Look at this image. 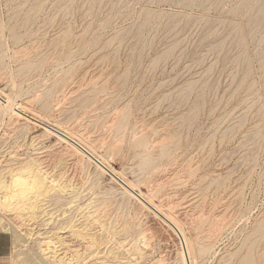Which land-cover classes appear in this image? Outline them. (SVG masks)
Listing matches in <instances>:
<instances>
[{
  "label": "rangeland",
  "instance_id": "374dc122",
  "mask_svg": "<svg viewBox=\"0 0 264 264\" xmlns=\"http://www.w3.org/2000/svg\"><path fill=\"white\" fill-rule=\"evenodd\" d=\"M263 3L264 0H102L101 2L100 0H0V34H2L0 35V54H4L2 57L4 62L1 59L3 68L0 69V78L7 79L3 81L0 79V90L2 89L8 94L12 90L11 85L15 84L13 92L11 91L14 93L12 99L15 100V103L33 100L30 103L31 108L34 109V112L37 111L36 113L49 119V123L61 122L60 124H63L62 122L66 121L68 117L67 121L71 122L73 131L77 132L81 127L79 131L83 130L90 139L99 138L98 141L100 140L99 142L102 143V148L98 149V154L106 156L109 162L111 161L110 165L118 172H123L122 175H125L127 180H132L135 184L138 181L140 184L137 186L142 193H150L151 190L157 191V189L159 191L160 184L163 182L162 188H164H161L158 194L156 191L152 193L153 201L163 202L164 197L172 194L165 201H172L171 197L174 199L173 203L170 202L175 208L172 212L179 216L186 239L192 241L194 247L195 242L198 246L212 247L210 252H207L209 254H204L205 257L202 254L201 258L196 253L195 260L197 261L195 262L197 264H264V241H259V231L255 230L259 221L264 218V13L259 19H254ZM89 6L93 7L92 10ZM32 8L34 9L32 10ZM146 17L148 20L144 21L143 19ZM65 23L67 24L64 25ZM65 31L69 32L65 33ZM115 34L118 36L114 37ZM133 35L136 37L134 38ZM111 44L112 46H110ZM117 49L119 50L117 51ZM166 50L167 52H165ZM7 57L10 60H7ZM101 57L103 58L99 60ZM16 60L18 61L16 62ZM33 64L36 66L34 67ZM7 73H10V76ZM23 76L26 79L28 77L27 80L24 77V82L21 79ZM16 77H20V80ZM10 80L15 81L12 84ZM93 80L97 82L94 83ZM18 84L22 87H19ZM93 84L95 86L97 84V88ZM76 86L82 88L81 91ZM94 90L97 91L94 92ZM37 92L42 94L39 95L40 93ZM92 92L93 94H90ZM199 92L203 96H200ZM57 93L61 98L57 97ZM107 95L110 96H108L110 99L106 97ZM34 96H41L39 103L36 101L38 98ZM94 96H96L95 99ZM26 97L31 99L27 100ZM72 97L76 99L73 100ZM86 97L87 100H85ZM59 98L62 99L61 103ZM51 101L52 103H50ZM84 101L85 103H83ZM46 104L51 114L48 110L42 109ZM124 105L125 108H123ZM127 105H129L128 108H126ZM89 106H91L90 109L87 108ZM118 106H120V111ZM74 107H78V109ZM70 109H75V112L73 113ZM67 110L70 111L68 114ZM111 110L119 111V114L125 111L123 113L125 115L122 114L125 118H121L122 115H119L120 117L117 116L119 119H116L117 114L113 111L110 117ZM78 114H81V119ZM107 115H109V119ZM64 117L66 118L63 119ZM97 118L99 121L101 119L99 124ZM103 118H106L107 121L104 122ZM127 118L128 120H126ZM95 121L97 126L94 124ZM105 123L109 126L111 123L110 127L112 128L106 126ZM5 126L6 119L0 117V146L1 149H5L0 150V155L4 154L0 159L2 165L15 153L20 157L31 156L36 149L42 147L44 149L42 148L40 151L47 152L44 154L45 159L48 160L49 157V160H52L51 157L59 149V146L55 144L54 137H42L40 143H44H39L40 145L35 143L36 145L32 148L30 145L32 137L42 133L39 128L30 130L26 135L27 138H24V134L21 133L20 136L15 133H10L11 137L9 134L3 135L6 130ZM122 126H126L125 129ZM117 128L121 131H118ZM139 128L140 132L142 129V135L137 132ZM114 129H117L121 134L122 130L125 132L122 134L124 138H120L119 133L118 138L122 139H119L118 142L120 146L114 141L118 140L116 138L118 133L116 135L117 131ZM139 134L142 139L134 140L132 138V135L138 138ZM8 138L9 140H7ZM131 139L133 141H130ZM2 140H7L4 145ZM23 140L25 144L22 142ZM140 140L146 144L150 143L149 146L153 142V150L148 149L151 148L148 144L143 148V145L139 144ZM166 140L167 142H165ZM160 141L165 142L162 144H165L166 147ZM156 142L162 145L161 148L158 143L155 145ZM114 143L116 147H112ZM54 145L58 147L56 148ZM163 147L165 149H162ZM146 149L148 150L146 151ZM146 152H149L155 161L148 167L139 166L141 161L138 160H142L144 155L141 156V154ZM165 152L166 155L163 156L162 154ZM68 165L69 173L71 174L74 170L75 177L79 178L80 175L74 168H71L73 165ZM187 165H191V167ZM159 167L161 168L159 169ZM156 168L159 170L154 173ZM141 169L145 171L143 174L142 171H139ZM150 171L151 173L153 171V174L149 173ZM163 176L165 180L168 179L165 181L161 178ZM108 181L112 180L110 181V177L104 174L101 180L102 186L116 185L114 181L111 183ZM156 182L157 184H155ZM80 184L82 185L81 182ZM117 185L116 188H120ZM83 186L86 185H82V189L85 191L81 189L83 196L81 201L89 198V195L95 197L94 195L97 196L96 193L100 192L98 189H94V193L86 192V187ZM170 186L172 187L170 188ZM103 196L107 197L102 193L101 197L103 198ZM181 198L184 199L182 201L184 205L180 204ZM109 200L112 201V199ZM109 200L106 201L109 206L105 215L109 216L108 218L112 217V221L114 217L120 216L116 217L113 222L111 219H107L110 224L112 223V226L115 227L117 224L116 229L121 227L120 229L125 231L122 237L127 236L126 243L136 238L141 230H144L148 237L150 232L144 229L147 227L144 224L148 222L154 225L153 223L159 222V220L156 221L158 218L149 211L145 212L144 217L142 216L141 224H138L137 221L134 222L136 219L133 216V210L139 205L135 200H132V207H134L131 209L132 211L122 209L120 204H117L120 201L115 203L117 199L112 201V204H109L111 202ZM175 202L180 205L176 206ZM111 209L114 211L113 213L110 211ZM127 212H130L129 216ZM70 213L66 212V214ZM109 213L112 215L111 217ZM115 213L117 214L115 215ZM74 214L77 215V213ZM145 217H150L149 220H151L149 221ZM214 217L217 222H213ZM211 218H214L213 221ZM124 219L125 224L123 225ZM116 220L118 221L115 222ZM184 225L187 229L184 228ZM4 226L6 228V225ZM118 226L119 228H117ZM139 227L141 228L139 229ZM154 230L156 231V229ZM5 232L10 233L13 237V249L8 264H29L34 254L32 244L27 243V247L15 249L16 236L9 230H5ZM164 233L161 231L160 234L158 232L159 236L156 234L157 237H148L151 242L148 243L147 240V246H149L147 249H151L152 254L153 251L156 252L153 254L154 256L150 254L151 263L169 264L164 258V249L169 245H172L169 249L173 253L175 250H180L179 239L170 230H167L168 234L165 231ZM158 240L163 241L161 243L166 245L163 248L164 252L162 251L163 245L160 242L158 245ZM70 244L76 245L74 247L78 249L82 248V244L78 240L70 239ZM107 245L105 251L111 248V244ZM151 245L154 246L153 249ZM203 258L206 262L202 261ZM121 261V264L129 263L128 260Z\"/></svg>",
  "mask_w": 264,
  "mask_h": 264
},
{
  "label": "bare ground",
  "instance_id": "6f19581e",
  "mask_svg": "<svg viewBox=\"0 0 264 264\" xmlns=\"http://www.w3.org/2000/svg\"><path fill=\"white\" fill-rule=\"evenodd\" d=\"M28 1V0H27ZM91 1V0H90ZM102 0H100L101 2ZM70 3V2H69ZM222 3V2H221ZM24 4V3H23ZM100 5V4H99ZM98 5V6H99ZM42 6V5H41ZM85 6V5H84ZM94 6V4H93ZM210 6V5H209ZM35 7V6H34ZM36 8V7H35ZM66 8V7H65ZM89 8H92L91 6H89ZM34 8H32L33 10ZM90 11V9H89ZM146 11V10H145ZM39 12V11H38ZM86 12V11H85ZM84 12V14H86ZM141 12V11H140ZM131 13V12H130ZM151 13V12H150ZM149 13V15H150ZM264 13V3H263V6L261 7V9L258 11V13L255 14L254 16V19L257 20L259 19V17ZM27 15V14H26ZM129 15V14H128ZM159 15V14H158ZM177 15V14H176ZM28 16V15H27ZM147 16H148V13H147ZM57 17V15H56ZM55 17V19H56ZM85 17V16H84ZM147 18V17H146ZM143 19L144 21L148 20L147 19ZM174 18V17H173ZM28 19V18H27ZM25 22V20H24ZM68 22V21H66ZM103 22V21H102ZM51 23V22H50ZM49 23V24H50ZM90 23V22H89ZM144 23V22H143ZM142 23V24H143ZM146 23V22H145ZM8 24V23H7ZM48 24V25H49ZM59 24V23H58ZM67 23H65L64 25H66ZM141 24V25H142ZM28 25V23H27ZM47 25V26H48ZM140 25V24H139ZM63 26V25H62ZM57 27V26H56ZM140 27V26H139ZM138 27V28H139ZM143 27H144V24H143ZM61 28V27H60ZM141 28V27H140ZM65 29V28H64ZM176 29V28H175ZM70 30V29H68ZM142 30V29H141ZM48 31V30H47ZM84 31V30H83ZM143 31V30H142ZM3 32V31H2ZM62 32V31H61ZM69 31H65V33H67ZM138 31L136 30V33ZM64 33V35H65ZM119 33V32H118ZM117 33V34H118ZM143 33V32H142ZM46 34V33H45ZM45 34L43 35V37L45 36ZM117 34L114 35V37L118 36ZM138 34V33H137ZM237 34V33H236ZM250 34V33H249ZM2 35V34H0ZM47 35V34H46ZM63 35V37H64ZM127 35V33H126ZM136 35V34H135ZM59 36V35H58ZM134 36V35H133ZM140 36V35H139ZM125 37V35H124ZM136 36H134L135 38ZM58 38V37H57ZM123 38V36H122ZM117 39V38H116ZM109 41V40H108ZM113 41V40H112ZM121 41V40H120ZM64 42V41H63ZM51 43V42H50ZM62 43V42H61ZM136 43V42H135ZM120 44V43H119ZM118 44V45H119ZM128 44V43H127ZM134 44V43H133ZM178 44V43H176ZM175 44V45H176ZM105 45H106V42H105ZM175 45H173L175 47ZM17 46V45H16ZM112 46V44L110 45ZM9 47V46H8ZM7 47V48H8ZM58 47V46H57ZM56 47V48H57ZM116 47V46H115ZM172 47V48H174ZM25 48V47H24ZM39 48V47H38ZM103 48V47H102ZM131 48V47H130ZM129 48V49H130ZM23 50V48H20ZM19 49V50H20ZM28 49V48H26ZM36 49V48H35ZM170 49V48H168ZM9 51V49H7ZM6 50V51H7ZM21 50V51H22ZM119 49H117L118 51ZM172 50V49H171ZM5 51V53H6ZM26 51V50H25ZM29 51V49H28ZM27 51V52H28ZM115 51V50H114ZM20 52V51H19ZM51 52V51H50ZM129 52V51H128ZM167 52V50L165 51ZM246 52V51H245ZM25 53V52H24ZM37 53V51H36ZM112 53V52H111ZM115 53V52H114ZM8 54V53H7ZM15 54V53H14ZM17 54V53H16ZM31 54V53H30ZM94 54V53H93ZM110 54V53H109ZM119 54V53H118ZM127 54V53H126ZM245 54V53H244ZM3 53L0 54V69L3 68V64L1 62V59L3 60L4 58L3 57ZM18 55V54H17ZM16 55V57H17ZM40 55V54H39ZM115 55V54H114ZM113 55V56H114ZM36 56V55H35ZM105 56V55H104ZM103 56V57H104ZM47 57V56H45ZM103 57H101L99 60H101ZM107 57V56H106ZM14 58V57H13ZM33 58V57H32ZM46 59V58H45ZM81 59V58H80ZM7 60H10L9 57H7ZM21 60V59H20ZM40 60V59H39ZM97 60V61H99ZM108 60V59H107ZM118 60V59H117ZM18 60H16L17 62ZM29 61V60H27ZM4 62V60H3ZM9 62V61H8ZM48 62V61H47ZM29 63V62H28ZM34 63V62H33ZM38 63V62H36ZM44 63V61H43ZM42 63V65H43ZM49 64V63H48ZM24 65V64H23ZM41 65V66H42ZM64 65V64H63ZM21 66V65H20ZM20 66H18L20 68ZM25 66V65H24ZM27 66V65H26ZM31 67L33 66L30 65ZM29 66V69H31V67ZM36 66V65H35ZM34 66V67H35ZM58 66V65H57ZM13 67V66H12ZM17 67V69H19ZM40 67V66H39ZM62 67V66H61ZM116 67V65H115ZM55 68V67H54ZM60 68V67H59ZM238 68V67H237ZM11 69V68H10ZM21 69V68H20ZM42 69V68H41ZM40 69V70H41ZM56 69V68H55ZM5 70V68H4ZM9 70V69H8ZM12 70V69H11ZM14 70V69H13ZM16 70V69H15ZM25 71V70H23ZM36 71V70H34ZM42 71V70H41ZM1 72V71H0ZM10 72V71H9ZM16 72V71H15ZM14 72V74H15ZM19 72V70H18ZM17 73V75H19V73ZM21 72V70H20ZM70 72V71H69ZM25 74V72H23ZM28 73V72H27ZM9 74L10 76V73H7ZM13 74V73H12ZM22 74V73H21ZM30 74V73H29ZM70 74V73H69ZM15 75V76H17ZM23 75V74H22ZM60 75V74H59ZM4 76V75H2ZM27 76V75H26ZM122 76V74H121ZM1 77V75H0ZM5 77V76H4ZM7 77V76H6ZM22 77V76H21ZM24 77L21 78L23 79V82H24ZM86 77V76H85ZM96 77V76H95ZM3 78V77H2ZM0 78V79H2ZM10 78V77H9ZM12 78V77H11ZM10 78V79H11ZM15 78V77H14ZM18 78V77H16ZM20 78V77H19ZM18 78V79H19ZM6 79V78H5ZM5 79H2L5 80ZM26 79V77H25ZM28 79V77H27ZM26 79V80H27ZM30 79V78H29ZM32 79V78H31ZM86 79V78H85ZM93 79V78H92ZM7 80V79H6ZM16 80V79H15ZM14 80V81H15ZM20 80V79H19ZM18 80V82H19ZM84 80V78H83ZM96 80V79H95ZM11 81V80H10ZM9 81V83H10ZM14 81L12 82V84L14 83ZM17 81V80H16ZM22 81V80H21ZM79 81V80H77ZM86 81V80H85ZM68 82V81H67ZM82 82V81H81ZM89 82V81H88ZM87 82V83H88ZM94 82V80H93ZM97 82V81H96ZM94 82V83H96ZM208 82V81H207ZM206 82V83H207ZM1 83V81H0ZM6 83V82H5ZM21 83V82H19ZM27 83V82H25ZM24 83V84H25ZM58 83V82H57ZM83 83L85 84V82L83 81ZM91 83H92V80H91ZM17 84V83H16ZM22 84V83H21ZM89 84V83H88ZM4 85V83H3ZM7 85V84H6ZM11 85V83H10ZM19 87L21 86L20 84H18ZM76 85V84H75ZM75 85H73L75 87ZM81 85V84H80ZM86 85V84H85ZM94 85V84H93ZM2 86V85H1ZM13 86H15V84L11 85V89L13 90ZM17 86V85H16ZM72 86V88H73ZM95 86V85H94ZM93 86V88H94ZM97 86V84H96ZM95 86V88H97ZM4 87V86H3ZM2 87V88H3ZM6 87V86H5ZM18 87V86H17ZM18 87V88H19ZM22 87V86H21ZM35 87V85H34ZM70 87V86H69ZM77 88H79L78 86H76ZM81 87V86H80ZM83 87V86H82ZM86 88V86H84ZM103 87V86H102ZM8 88V87H7ZM65 88V87H64ZM70 88V89H72ZM91 88V89H93ZM104 88V87H103ZM102 88V89H103ZM4 89V88H3ZM17 89V88H15ZM20 89V88H19ZM18 89V90H19ZM52 89V88H51ZM50 89V91H51ZM69 89V88H68ZM82 89V88H79V90ZM205 89V87H204ZM203 89V90H204ZM7 90H10V89H7ZM11 90V91H12ZM67 90V89H66ZM74 90V89H73ZM78 90V89H76ZM75 90V93L77 92ZM84 90V89H83ZM100 90V89H98ZM112 90V89H111ZM202 90V91H203ZM8 92V94H6L4 92V90H0V117L2 118H5L6 119V130L4 132L3 135H6V134H24V138L26 137L27 138V134L30 132V130L32 131V129L34 128H39L42 130V133L41 135L39 134L38 136H35L32 137L31 139V142H30V145H32V148L33 146H35L37 143L39 144L42 137H54L55 139V144H57L59 146V149L57 152H55L54 156L51 157L52 160H49V157H48V160L45 159V156L44 154V151L42 150V152L40 151L42 148L44 149V147H42L41 149H36V151H34V149H32L34 151V154L33 155H27L26 157H20V156H16V153L14 156L10 157L8 160L5 161V164L2 165V161L0 160V230H9L11 231L15 236H16V246H15V249L17 247H27V243L29 244H32V248L34 249V254H33V257L31 258V261L29 264H121V260H128L130 264H145L147 262V264H159L158 262H152L150 261V254L153 255L154 252L153 251V254L151 253L152 251H150L149 249H147V242L149 241L148 237L151 236H156V234H160V232L162 231L163 234L164 231L167 233V230L171 231L174 236H176L179 240L178 242V245L180 244V250L179 251H176L173 253L170 251L169 247H171L169 244V247L164 244H162L161 242L163 241H157L158 243L160 242L161 245H163L162 247V251H163V248L166 247V249H164L165 251V259L168 261L169 264H197L195 261V255L196 253L199 254L200 256L207 252H210V249L212 247L210 246H206V245H197L196 242H195V247H194V243L192 241H189L188 239H186L185 235H184V231H183V226L181 225V220L179 219V216L176 215V213H173V208L171 203L174 199L171 197L170 199L172 201L168 202V201H165L167 200L166 198L170 197V196H167V197H164V201L163 202H160V203H156L153 201V194L155 191H150V193H142L138 188L137 184L139 185L140 183H138V181L135 183H133L132 180L129 181V179L127 180L123 175L122 173H120V171L118 172L112 165H110L111 161L109 162L108 158L102 154H98V149L102 148V143H100L98 141L99 138H93L90 139L87 135V133H84V131L80 132L79 130L81 129V127L79 128V132H75L72 130V125L69 123V121H64L62 122L63 124H60V123H49V119L43 117V115H40L39 113H36L34 112V109L31 108V105L30 103H32L33 100H30L29 101H24L22 103H15L12 99V94L14 93H11ZM15 91V90H14ZM44 91V90H43ZM42 91V92H43ZM63 91V90H62ZM81 91V90H80ZM92 91V90H91ZM97 90H94V92H96ZM102 91V90H101ZM13 92V91H12ZM67 92H69L67 90ZM74 92V91H73ZM90 92V91H88ZM109 92V91H108ZM38 93V92H37ZM40 93V92H39ZM38 93V94H39ZM50 93V92H48ZM62 93V92H61ZM64 93H65V90H64ZM72 93V92H71ZM73 93V94H75ZM80 93V92H78ZM83 93V92H82ZM102 93V92H101ZM200 93V96H203ZM203 93V92H202ZM16 94V93H15ZM42 93H40L39 95H41ZM60 94V92H59ZM84 94V93H83ZM86 94V93H85ZM90 94H93L90 93ZM100 94V92H99ZM62 95V94H61ZM65 95V94H64ZM71 95V94H70ZM106 95V94H105ZM110 95V94H109ZM109 95H107L106 97H108ZM16 96V95H15ZM74 96V95H73ZM77 96V95H76ZM75 96V97H76ZM97 96V95H96ZM94 96V99L95 97ZM199 96V97H200ZM36 98H38V100L36 99L37 103H39V97L41 96H34ZM57 97H60L61 96H58V93H57ZM105 97V98H106ZM110 97V96H109ZM108 97V99H110ZM16 100H17V97H15ZM19 98V97H18ZM27 98V97H26ZM52 98V97H51ZM59 98V99H60ZM73 98V97H72ZM78 98V97H76ZM75 98V99H76ZM31 98H27V100H29ZM33 99V98H32ZM35 99V98H34ZM57 99V98H56ZM68 99V97H67ZM73 98V100H75ZM102 99V97H101ZM115 99V98H114ZM42 100V99H41ZM61 100L60 99V103H61ZM85 100H87V97L85 98ZM107 100V99H105ZM36 101H34V103L36 104ZM50 101V100H49ZM70 101V100H68ZM67 101V102H68ZM90 101V100H89ZM88 101V102H89ZM101 101V100H100ZM99 101V102H100ZM104 101V100H103ZM47 102V100H46ZM54 102V101H53ZM71 102V101H70ZM95 102V100H94ZM106 102V101H105ZM112 102V101H111ZM48 103V102H47ZM52 103V101L50 102ZM74 103V101H73ZM85 103V101L83 102ZM80 104L81 106L83 105ZM34 104V105H35ZM59 104V103H58ZM77 104V103H76ZM91 104V103H90ZM126 104V103H125ZM129 104V103H128ZM197 104V103H195ZM33 105V104H32ZM51 105V104H50ZM95 105V104H94ZM94 105H91V106H94ZM101 105V103H100ZM104 105V104H103ZM102 105V107H103ZM107 105V104H106ZM58 105L56 104V107ZM79 106V107H81ZM87 107L90 109V107ZM99 106V105H98ZM121 106V105H120ZM120 106L119 107V111H120ZM123 106V105H122ZM195 106V105H194ZM198 106V105H196ZM33 107V106H32ZM42 107V106H41ZM48 107H49V104H48ZM129 105L126 106V108H128ZM58 108V107H57ZM76 108V107H74ZM86 108V107H85ZM84 108V109H85ZM96 108V106H95ZM104 108V107H103ZM125 108V105L124 107ZM43 110H48L49 108H47V104L46 106L43 105L42 107ZM41 109V110H42ZM56 109V108H55ZM78 109V107L76 108ZM88 109V110H89ZM106 109V108H105ZM114 109V108H113ZM116 109V110H117ZM40 110V111H41ZM50 110V109H49ZM48 110V112L50 113V111ZM69 110V109H68ZM67 110V114L68 112L70 111H73V113L75 112V109H70V111ZM98 111V107L96 109ZM100 110V109H99ZM127 110V109H126ZM81 111V110H79ZM84 111V110H83ZM82 111V112H83ZM101 111V110H100ZM113 112H116L115 110H111L110 112V117H111V113ZM119 111L113 114H115L116 116V119L118 117H120L119 115H122L124 112H120L121 114H119ZM122 111V109H121ZM42 112V111H41ZM40 112V113H41ZM59 112V111H58ZM65 112V111H64ZM81 112V113H82ZM86 112V111H84ZM83 112V113H84ZM92 112V111H91ZM90 112V113H91ZM94 112V111H93ZM96 112V111H95ZM94 112V113H95ZM108 112V111H107ZM60 113V112H59ZM62 113V112H61ZM71 113V114H73ZM42 114V113H41ZM45 114V113H43ZM47 114V113H46ZM51 114V113H50ZM49 115V114H47ZM46 115V116H47ZM74 115V114H73ZM72 115V117H73ZM79 115V114H78ZM125 115V114H123ZM121 116L125 118V116ZM45 116V115H44ZM66 116V115H65ZM98 115H96L97 117ZM106 116V115H105ZM109 115H107L108 117ZM114 116V115H113ZM118 116V117H117ZM126 116H129L128 114H126ZM48 117V116H47ZM51 117V116H49ZM60 117V116H59ZM80 119H81V114L79 115ZM99 117V116H98ZM102 117V115H101ZM66 117H64L63 119H65ZM77 118V117H75ZM129 118V117H128ZM128 118L126 120H128ZM51 119V118H50ZM58 119V118H57ZM62 119V120H63ZM70 119V117H69ZM98 120V124L99 122V118H97ZM104 119V118H103ZM106 119V118H105ZM104 119V122L107 121ZM109 119V117H108ZM113 119V118H112ZM119 119V118H118ZM4 120V119H3ZM59 120V119H58ZM96 120V118H95ZM125 120V119H124ZM123 120V121H124ZM57 121V120H56ZM75 121V120H74ZM90 121V119H89ZM94 121V120H93ZM114 121V120H113ZM73 122V121H72ZM103 122V123H104ZM112 122V121H111ZM117 122V121H116ZM122 122V121H121ZM121 122H118L121 124ZM4 123V122H3ZM96 121L94 122V124L96 125ZM102 123V122H101ZM102 123V124H103ZM73 124V123H72ZM89 124V123H88ZM113 124V123H112ZM124 124V123H123ZM141 124V122H140ZM180 124V123H179ZM182 124V123H181ZM5 125V124H4ZM91 125V123H90ZM106 125V123H105ZM114 125H115V121H114ZM127 125V124H126ZM138 125V124H137ZM136 125V126H137ZM97 126V125H96ZM106 126H109L108 124ZM105 126V127H106ZM110 126H111V123H110ZM109 126V127H110ZM113 126V125H112ZM117 126V125H116ZM115 126V128H116ZM121 126V125H120ZM120 126H118V128H120ZM135 126V124H134ZM181 126V125H180ZM4 127V128H5ZM92 127V126H91ZM94 127V126H93ZM100 127V126H99ZM104 127V128H105ZM123 127V126H122ZM121 127V128H122ZM126 127V126H125ZM125 127H123L125 129ZM142 127V126H141ZM102 128V127H101ZM107 128V127H106ZM112 128V127H110ZM117 128V129H118ZM122 128V129H123ZM128 128V126H127ZM145 128V127H144ZM143 128V129H144ZM86 129V128H85ZM117 129L115 131H117ZM133 129V127H132ZM147 129V128H146ZM148 129H150L148 127ZM35 130V129H34ZM99 130V129H98ZM112 130V129H111ZM139 131H137L138 133L140 132V128L138 129ZM145 130V129H144ZM3 131V130H2ZM86 131V130H85ZM113 131V132H115ZM118 131H121L118 129ZM115 132V134L117 135L118 133V136L116 138L119 137V133H120V138H124V136L122 135L124 130H122V134L121 132ZM126 131V130H125ZM134 131V130H133ZM37 132V131H36ZM104 132V131H103ZM110 132V131H109ZM153 132V131H152ZM3 133V132H2ZM101 133V132H100ZM105 133V132H104ZM125 133V132H124ZM142 133V129H141V132L140 134ZM144 133V132H143ZM36 134V133H35ZM89 134H93V133H89ZM134 134V132H133ZM140 134L138 135V138L134 137L132 135V138H134V140L136 139H142L140 138ZM178 134V133H177ZM90 135V137H91ZM102 135V134H101ZM122 135V136H121ZM129 135H130V132H129ZM142 135V134H141ZM1 136V135H0ZM20 136V135H19ZM106 136V135H105ZM114 136V135H113ZM137 136V135H135ZM4 137V136H3ZM8 137V135H7ZM11 137V135H10ZM14 137V136H12ZM154 137V136H153ZM152 137V138H153ZM1 138V137H0ZM15 138V137H14ZM18 138V137H16ZM41 138V139H40ZM115 138V139H116ZM118 138V140H114L113 137L112 139L117 142L116 144H118V142L122 139ZM129 138V137H128ZM151 138V139H152ZM3 139V138H2ZM6 139V138H5ZM4 139V140H5ZM10 139H13V138H10ZM49 139V138H48ZM103 139V137H102ZM102 139H101V142H102ZM120 139V140H119ZM9 140V138L7 139ZM6 140V141H7ZM17 140V139H15ZM25 140V139H24ZM24 140L22 142H24ZM45 140V139H44ZM43 140V141H44ZM153 140V139H152ZM6 141H3L2 140V143L3 145L6 143ZM19 141V140H18ZM30 141V140H29ZM47 141V140H45ZM105 141V140H104ZM103 141V142H104ZM130 141H133L132 139ZM5 142V143H4ZM10 142V141H9ZM21 142V140H20ZM112 142V141H111ZM110 142V143H111ZM159 142V141H158ZM156 142L155 145L158 143ZM161 144L162 143H165L167 142V140L165 142L163 141H160ZM36 143V144H35ZM42 143V142H41ZM40 143V144H41ZM44 143V142H43ZM42 143V144H43ZM123 143V142H122ZM138 143V142H137ZM152 145H153V142H151ZM9 144V143H8ZM25 144V142H24ZM23 144V145H24ZM39 144V145H40ZM54 144V143H53ZM114 143V145H112V147H116V145ZM139 144H142L143 145V148L146 146L147 147V144L146 142H144L143 140H140L139 141ZM150 144V143H149ZM148 144V146H149ZM2 145V147H3ZM16 145V144H15ZM18 145V144H17ZM22 145V144H21ZM28 145V144H27ZM106 145V144H105ZM119 145V144H118ZM117 145V146H118ZM152 145L151 148H148L149 150L152 149ZM159 145V143H158ZM166 147L165 144H162ZM162 145H159V148H161L160 146ZM7 146V144H6ZM11 146V144H10ZM10 146H8L10 148ZM14 146V145H13ZM52 146V145H51ZM56 146V145H54ZM56 146V148L58 147ZM111 146V145H110ZM120 146V145H119ZM140 147V145H137ZM149 146V147H150ZM5 147V146H4ZM22 147V146H21ZM24 147V146H23ZM22 147V148H23ZM40 147V146H39ZM38 147V148H39ZM46 147V146H45ZM107 147V146H106ZM14 148V147H12ZM19 148V147H17ZM30 148V147H29ZM36 148V147H35ZM135 148V147H134ZM47 149V148H46ZM50 149V148H49ZM53 149V148H52ZM110 149V148H108ZM112 149V148H111ZM116 149V148H115ZM118 149V147H117ZM146 149V151L148 150ZM162 149H165L164 147ZM0 150H5V149H1V146H0ZM13 150V149H12ZM51 150V149H50ZM54 150H55V147H54ZM107 150V149H106ZM142 150V149H141ZM153 150V149H152ZM18 151V150H17ZM21 151V150H20ZM19 151V152H20ZM48 151V149H47ZM105 151V150H104ZM108 151V150H107ZM162 151V150H161ZM160 151V153H161ZM165 151V150H164ZM163 151V152H164ZM1 152V151H0ZM15 152V151H14ZM36 152V153H35ZM112 152H113V149H112ZM150 152V151H149ZM149 152H146V153H143L141 154L144 155L142 160H138L140 163H139V166H143V167H148L149 165H151L153 163V161H155L151 154ZM167 152V151H166ZM166 152L163 153L162 155L165 156L166 155ZM5 153V152H4ZM28 153V152H27ZM30 153V152H29ZM28 153V154H29ZM51 153V151H50ZM49 153V154H50ZM170 153V152H168ZM104 154V153H103ZM2 155V154H1ZM0 155V159L2 158ZM4 155V154H3ZM2 155V156H3ZM8 155V154H7ZM26 155V154H25ZM48 155V154H47ZM169 155V154H167ZM49 156V155H48ZM108 156V155H107ZM170 156V155H169ZM169 156H166V157H169ZM111 157V155H110ZM109 157V158H110ZM140 157V156H138ZM112 158V157H111ZM141 158V157H140ZM113 159V158H112ZM110 159V160H112ZM168 159V158H167ZM176 160V159H175ZM71 164L73 165V167L71 168H74L75 171L80 175L79 178H77L78 174L76 175L77 177H75L74 175V170L73 172H71V174L69 173V168L67 167L68 164ZM138 165V164H137ZM69 166V165H68ZM139 166H138V169H139ZM187 166H190L191 165H187ZM186 166V167H187ZM143 167H141L143 169ZM189 167V168H190ZM70 168V169H71ZM132 168V167H131ZM158 168V167H157ZM156 168V169H157ZM161 167H159L160 169ZM163 168V167H162ZM170 168V167H169ZM139 170V171H142ZM154 171V173L156 171H158L159 169H157ZM167 169V168H166ZM151 170V169H150ZM175 170V169H174ZM144 171V170H143ZM143 171L141 172L143 174ZM153 171L151 173V171L149 173L153 174ZM190 171V169H189ZM145 172V171H144ZM175 172V171H174ZM177 172V170H176ZM73 173V175H72ZM173 173V172H172ZM170 173V174H172ZM108 175L110 177V181H114V183H116L117 187H120V188H116V185L114 184H110V185H106V186H102L101 185V180L103 178V175ZM136 174V173H135ZM131 175H134V174H131ZM148 176H150L149 174H146ZM145 175V176H146ZM142 176V175H141ZM140 176V177H141ZM165 176V175H164ZM164 176L161 177L164 179ZM169 176V175H168ZM167 176V177H168ZM175 176V175H174ZM166 177V178H167ZM77 178V179H76ZM170 178V177H169ZM136 179V178H135ZM168 179V178H167ZM166 179V180H167ZM171 179V178H170ZM175 179V178H174ZM177 179V178H176ZM137 180H138V177H137ZM158 180V179H157ZM165 180V179H164ZM165 180V181H166ZM111 181V182H112ZM132 181V182H131ZM163 181V180H162ZM176 181V180H175ZM80 182L82 183V185H86V186H83V187H86V192H93L94 193V189H98L100 192L96 193L99 195V197H97L96 195H94L95 197H91L89 195V198H85L83 201L82 198V185L80 184ZM109 182V181H108ZM109 182V183H111ZM160 182V181H159ZM172 182L174 183V180L172 179ZM171 182V183H172ZM104 183V181H103ZM107 183V184H109ZM163 184V182H161ZM166 184V182H164ZM170 183V184H171ZM177 183V182H175ZM157 184V182L155 183ZM162 184L158 185L162 188ZM169 184V183H168ZM169 184V185H170ZM173 185V184H172ZM178 185H181V184H178ZM177 185V187H178ZM164 186V185H163ZM172 186H170L171 188ZM175 187V186H174ZM156 188L157 185H156ZM156 188H153V189H156ZM160 188V189H161ZM164 188V187H163ZM162 188V189H163ZM160 189L158 191L157 189V194L158 192H160ZM84 190V189H82ZM85 191V190H84ZM91 192V193H92ZM100 193H101V196H102V193L105 194L107 197H104L103 198L100 196ZM176 193V192H175ZM85 194V193H84ZM110 195V196H109ZM156 195V193H155ZM175 195V194H173ZM112 196V197H111ZM176 196V195H175ZM174 197V196H173ZM239 197V196H237ZM178 199V196L176 197ZM107 199H112V201H117L119 203H117L118 205L120 204V206L122 207V209H127L126 211L128 210H131L132 208V200L136 201V203H138L139 205H137L135 208H134V219L135 221L134 222H138V224L140 223V221L142 220V216L145 215V212L146 211H149L151 214L154 215V217L158 218L156 219L159 220V222H156V223H153L154 225L152 224H149L148 222L147 223H143L145 226L147 225L146 228L144 229H147L148 232H150V235L147 237V233L145 234L144 233V230L141 232H139V234L137 235L136 238H134L133 240L129 241V242H125L126 240H128L125 236V237H122V235L125 234V231L124 230H121L119 228V226L117 228L119 229H116L115 227L117 226V224L114 226H112V223L110 224L108 222V219H111L112 215H110L111 218H108L106 217L105 214H107L108 212V202ZM115 199V200H113ZM156 199V198H155ZM182 199V198H181ZM180 199V200H181ZM195 199V198H194ZM163 200V199H162ZM176 200V199H175ZM184 199L181 200V203L180 201H178L180 204H182V201ZM111 201V200H109ZM112 201L109 202V204L111 203L112 204ZM199 201V200H198ZM197 201V202H198ZM178 202H175L176 203V206L178 204ZM116 206H118L117 204H115ZM173 203V202H172ZM174 203V204H175ZM178 204V205H180ZM199 204V203H198ZM136 205V204H135ZM184 205V203L182 204ZM181 205V207H182ZM175 206V205H174ZM197 206V205H196ZM111 207H113L111 205ZM119 207V206H118ZM117 207V208H118ZM180 207V206H179ZM115 208V207H113ZM120 208V207H119ZM118 208V209H119ZM178 208V207H177ZM176 208V210H177ZM185 208V207H183ZM110 209V207H109ZM179 209V208H178ZM237 209V208H236ZM114 210V209H113ZM112 211V209L110 210ZM109 211V212H110ZM120 211V210H119ZM123 211V210H122ZM132 211V210H131ZM183 211V210H182ZM185 211V210H184ZM66 212L70 213V214H66ZM114 211H112L113 213ZM115 212H116V209H115ZM121 212V211H120ZM119 212V213H120ZM175 212V211H174ZM180 212V210H179ZM59 213V214H57ZM74 213H77L74 214ZM123 213V212H122ZM128 213V216H129V213L130 212H127ZM74 214V215H73ZM117 213H115L116 215ZM124 214V213H123ZM120 215V214H119ZM185 215V214H184ZM122 216V215H121ZM125 216V214L123 215ZM132 216V217H133ZM114 217V215H113ZM117 218L120 217V216H116ZM116 217H114V220L116 219ZM144 217V216H143ZM153 217V218H154ZM108 218V219H107ZM146 219L150 217H145ZM180 218H182L180 216ZM215 218V217H214ZM214 218H211L213 221ZM127 219V218H126ZM131 219V217H130ZM183 219V218H182ZM113 220V221H114ZM147 220V221H148ZM151 220V219H150ZM149 220V221H150ZM220 220V219H218ZM112 219H111V222H113ZM118 220H116L115 222H117ZM130 222V220H128ZM127 221V222H128ZM210 221V222H211ZM126 222V223H127ZM146 222V220H145ZM186 222V221H185ZM183 222V223H185ZM209 222V223H210ZM213 222H217L216 218L214 219ZM212 222V223H213ZM123 225L125 224V219H124V222H122ZM121 223V224H122ZM152 223V222H150ZM208 223V225H209ZM211 223V224H212ZM219 223V222H218ZM119 224V223H118ZM135 224V223H134ZM141 224V223H140ZM214 224V223H213ZM6 225V228L5 226ZM50 225H53L54 227L51 228ZM114 225V224H113ZM130 225V224H129ZM128 225V226H129ZM137 225V224H136ZM218 225V224H217ZM132 226V225H131ZM135 226V225H134ZM138 226V225H137ZM143 226V225H142ZM141 226V227H142ZM215 226V225H214ZM127 227V226H125ZM139 227V229L141 228ZM144 227V226H143ZM187 227V226H186ZM134 228H138V227H134ZM184 228H185V225H184ZM127 229V228H126ZM143 229V228H142ZM156 229V231L154 230ZM187 229V228H185ZM130 230V229H129ZM153 230V232H152ZM189 230V229H188ZM256 231H259V241H264V218L259 221V224L258 226L255 228ZM187 231V230H186ZM191 231V230H190ZM188 232V231H187ZM127 233V231H126ZM170 233V232H169ZM158 234V236H159ZM168 234V233H167ZM166 234V235H167ZM189 234H193V233H189ZM129 236V232L127 234ZM166 235H165V239H166ZM170 235V234H169ZM190 235V236H191ZM163 237V236H162ZM161 237V239H162ZM170 237V236H168ZM167 237V238H168ZM172 237V235H171ZM188 238V237H187ZM70 239H74L75 241L78 240L79 242H81L82 244V248L81 249H78L74 246H72L70 244ZM157 240V238H154ZM160 239V238H159ZM190 239V238H189ZM207 239V238H206ZM148 240V241H147ZM153 241V240H152ZM168 241V240H166ZM165 241V242H166ZM197 241V240H196ZM151 240L148 242L150 243ZM193 244H192V243ZM199 242V241H198ZM211 242V241H210ZM73 243V242H72ZM160 243L158 245H160ZM167 243V242H166ZM165 243V244H166ZM174 243V242H173ZM201 243V242H200ZM203 243H205L203 241ZM107 244H111V248L110 250H106V247H108ZM199 244V243H198ZM209 244V243H208ZM176 245V244H174ZM212 245V244H211ZM152 246V245H151ZM154 246L156 247V243L154 244ZM152 246V249L153 247ZM165 246V247H164ZM198 246V247H197ZM110 247V246H109ZM175 248H177V246H175ZM156 249V248H155ZM160 249V248H159ZM161 250V249H160ZM174 250V248H173ZM108 251V252H107ZM163 251V252H164ZM214 251V250H213ZM213 251H211L213 253ZM162 252V253H163ZM108 253V254H107ZM160 254V252H159ZM209 254V253H207ZM215 254V253H214ZM161 255V254H160ZM159 255V256H160ZM202 255V256H203ZM154 256V255H153ZM152 256V257H153ZM162 256V255H161ZM201 256V258H202ZM199 257V256H198ZM205 257V255L203 256ZM156 258V257H155ZM161 258V257H160ZM197 258V257H196ZM164 259V260H165ZM204 259V260H203ZM202 261H205V258H203ZM153 260V259H152ZM157 260V259H155ZM154 260V261H155ZM199 260H201L199 258ZM91 261H94L93 263H90ZM150 261V263H149ZM159 261V259H158ZM166 261V262H167ZM201 261V262H202ZM125 262V261H124ZM206 262V261H205ZM128 263V264H129ZM203 263V262H202ZM125 264V263H123ZM201 264V263H200Z\"/></svg>",
  "mask_w": 264,
  "mask_h": 264
},
{
  "label": "crops",
  "instance_id": "0c3cea01",
  "mask_svg": "<svg viewBox=\"0 0 264 264\" xmlns=\"http://www.w3.org/2000/svg\"><path fill=\"white\" fill-rule=\"evenodd\" d=\"M13 249V237L10 233L0 230V264H8Z\"/></svg>",
  "mask_w": 264,
  "mask_h": 264
}]
</instances>
